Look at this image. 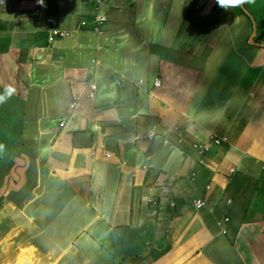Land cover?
<instances>
[{"label":"crops","instance_id":"crops-1","mask_svg":"<svg viewBox=\"0 0 264 264\" xmlns=\"http://www.w3.org/2000/svg\"><path fill=\"white\" fill-rule=\"evenodd\" d=\"M252 2L0 0V264H264Z\"/></svg>","mask_w":264,"mask_h":264},{"label":"clouds","instance_id":"clouds-1","mask_svg":"<svg viewBox=\"0 0 264 264\" xmlns=\"http://www.w3.org/2000/svg\"><path fill=\"white\" fill-rule=\"evenodd\" d=\"M244 2H246V0H236V2L234 3V4H230V5H225L224 4V2H223V0H217V4L219 5V6H221V7H224L225 9H227L228 7H237V6H239L240 4H242V3H244ZM249 2H250V0H249ZM96 0H95V10L97 11V15H103L102 14V12L101 11H98L97 9H96ZM101 10V9H100ZM97 15L95 16V21H96V28H95V31H99L100 30V28H101V26L103 25V24H105V22L107 21V17H106V21L103 23V24H101V25H98V23H97V20H96V17H97ZM83 22H85V25H82V23ZM86 25H87V22L86 21H82L81 22V26L82 27H86ZM54 31H62V32H69V31H65V30H58V29H56V30H52V31H50V34H49V36H48V40H49V38H50V36L52 35V33L54 32ZM70 33V32H69ZM256 33V32H255ZM70 35H71V33H70ZM69 35V36H70ZM66 37H68V36H66ZM59 38H61V39H63V38H65V37H57L56 39H55V41L57 40V39H59ZM55 41H53V42H50V43H54ZM156 81H159L160 82V84L159 85H155V82ZM141 83H143V81H140ZM155 82H154V84H153V86H155V87H159L160 85H161V81L159 80V79H157V80H155ZM92 89H93V92L96 90V87L95 88H93V86H92ZM10 95V94H9ZM5 99H6V97L5 96H3V95H0V103H3V102H5ZM150 137H152L153 135L151 134V135H149ZM223 138H224V136L223 137H213L212 138V143L211 144H194L192 147L195 149V150H197V151H199L200 153H202V154H207V153H209L210 152V150H211V148H212V146H221V145H224V144H227L228 142H229V139L227 138V140L226 141H224L223 140ZM216 139H219V140H221V143L220 144H216L215 143V140ZM195 145H197L198 147L197 148H195L194 146ZM230 172H234V170L232 169V170H230ZM193 179H194V175H193ZM198 201V200H197ZM197 201H195V203L197 202ZM201 201H203V200H201ZM204 202V201H203ZM195 203H194V205H195ZM228 203L229 204H231L232 202H231V200H228ZM204 206H202V207H196V205H195V207L197 208V209H202V208H204L205 206H206V203L204 202ZM226 219H228V221L226 220ZM228 222H230V218L228 217V218H225L224 220H222V221H219V226H223V224L224 223H228ZM224 231H226V230H223V232H222V234H227V231H226V233H224Z\"/></svg>","mask_w":264,"mask_h":264},{"label":"rangeland","instance_id":"rangeland-1","mask_svg":"<svg viewBox=\"0 0 264 264\" xmlns=\"http://www.w3.org/2000/svg\"><path fill=\"white\" fill-rule=\"evenodd\" d=\"M252 3L247 4V6L249 7V11L251 12L250 14L253 15L257 25L254 27L252 35L256 36V38H262L264 41V0H252ZM258 33L256 35L255 32ZM259 39H257L258 41ZM251 43V42H250ZM254 45H258L257 42L252 43ZM46 234V235H45ZM45 234L43 235V233L40 234V238L41 240H43L48 234V232H45ZM51 235L53 237H55L56 242H58V237L53 233V231L51 232Z\"/></svg>","mask_w":264,"mask_h":264},{"label":"built area","instance_id":"built-area-1","mask_svg":"<svg viewBox=\"0 0 264 264\" xmlns=\"http://www.w3.org/2000/svg\"><path fill=\"white\" fill-rule=\"evenodd\" d=\"M96 4H97V5H96V9H97L98 11H100L101 6H102V0H96ZM96 20H97L98 25H101V24H103V23L106 21V17H105L104 15H97ZM82 25H85V22H83ZM69 35H70L69 32L54 31V32L52 33V35L50 36L49 41H50V42H53V41H55V39H56L57 37H66V36H69ZM159 84H160L159 81H156V82H155V85H159ZM93 88H95V86H93ZM61 126H63V123L61 124ZM223 140L226 141L227 138L224 137ZM215 143H216V144H220V143H221V140L216 139V140H215ZM194 147L197 148L198 146L195 145ZM195 205H196V207H202V206H204L205 204H204L203 201L198 200V201L195 203ZM226 220L228 221V219H226ZM224 233H226V231H224Z\"/></svg>","mask_w":264,"mask_h":264},{"label":"snow or ice","instance_id":"snow-or-ice-1","mask_svg":"<svg viewBox=\"0 0 264 264\" xmlns=\"http://www.w3.org/2000/svg\"><path fill=\"white\" fill-rule=\"evenodd\" d=\"M225 5H230V4H234L236 2V0H223Z\"/></svg>","mask_w":264,"mask_h":264},{"label":"bare ground","instance_id":"bare-ground-1","mask_svg":"<svg viewBox=\"0 0 264 264\" xmlns=\"http://www.w3.org/2000/svg\"><path fill=\"white\" fill-rule=\"evenodd\" d=\"M8 244H9V243H8ZM7 247H8V246H7ZM7 247H6V248H7ZM29 248H30V247H29ZM27 250H28V249H27ZM5 251H6V250H5ZM0 253H1V252H0ZM5 254H6V253H5ZM6 256H7V255H6Z\"/></svg>","mask_w":264,"mask_h":264},{"label":"trees","instance_id":"trees-1","mask_svg":"<svg viewBox=\"0 0 264 264\" xmlns=\"http://www.w3.org/2000/svg\"><path fill=\"white\" fill-rule=\"evenodd\" d=\"M209 188H211V186H209Z\"/></svg>","mask_w":264,"mask_h":264}]
</instances>
